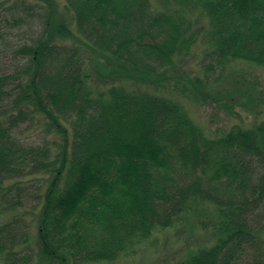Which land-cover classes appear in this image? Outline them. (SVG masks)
Here are the masks:
<instances>
[{"label": "trees", "instance_id": "obj_1", "mask_svg": "<svg viewBox=\"0 0 264 264\" xmlns=\"http://www.w3.org/2000/svg\"><path fill=\"white\" fill-rule=\"evenodd\" d=\"M9 1L1 264H113L205 204L215 242L174 264H264V119L210 136L182 102L237 61L264 70V0Z\"/></svg>", "mask_w": 264, "mask_h": 264}, {"label": "rangeland", "instance_id": "obj_2", "mask_svg": "<svg viewBox=\"0 0 264 264\" xmlns=\"http://www.w3.org/2000/svg\"><path fill=\"white\" fill-rule=\"evenodd\" d=\"M10 4L12 1L0 0V14ZM59 15L60 18H69L67 13L64 16L63 13ZM11 63L10 59L0 57L2 71H7ZM202 67L201 55L198 53L195 59L186 62L184 69L187 73L202 75ZM128 86L140 87L133 84ZM211 87L208 93L212 97L197 98L193 102L182 100L194 121L208 135L215 136L227 131L233 124L249 127L264 119L263 69L237 61L230 64L223 79ZM42 130L38 122L33 125L27 122L18 128V139L26 145L41 144ZM197 208L196 213V206L193 207L184 224L179 223L172 228L156 231L150 240L137 246L134 252L124 254L113 264H174L190 252L211 246L216 237L209 229L201 227L197 220L201 215L211 214L212 208L208 204L199 205Z\"/></svg>", "mask_w": 264, "mask_h": 264}]
</instances>
